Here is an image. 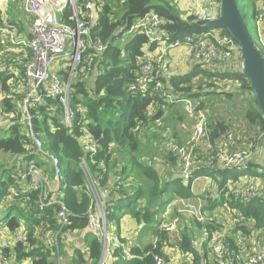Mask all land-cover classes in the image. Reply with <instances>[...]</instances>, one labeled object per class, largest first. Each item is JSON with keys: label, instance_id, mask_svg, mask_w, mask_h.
I'll return each mask as SVG.
<instances>
[{"label": "trees", "instance_id": "1", "mask_svg": "<svg viewBox=\"0 0 264 264\" xmlns=\"http://www.w3.org/2000/svg\"><path fill=\"white\" fill-rule=\"evenodd\" d=\"M85 1L82 0V3ZM117 1L121 5V11L116 17L113 16L108 0H97L96 3L101 12L99 23L93 29V38L105 44L107 50L97 61L96 74L90 83L75 84L72 105L77 113V120L74 132L70 133L56 120L49 122L52 118L50 114L60 111L57 100H47L45 106L32 110L35 130L39 136L44 137L45 150L61 160L68 185L63 200L69 211L71 226L64 231L62 238L60 237L59 250L65 252L64 260L68 261L66 264H99L102 257V245L88 231L87 212L90 204L83 192L84 173L79 168V159L89 157L80 142L81 137L88 134L96 142L99 152L94 157L95 164L86 160L94 176L101 177L103 188L111 192L108 201L110 231L116 233L124 242L130 239L122 238L120 232L122 218L129 215L139 226L143 225L144 228L154 230L153 236L156 238V243L133 248L132 252L136 259L125 260L123 251L116 249L107 264H154L152 256L154 254L170 258L168 249L176 250L181 257H187L186 260L182 258L181 263L210 264L213 233L225 235L226 260L231 264H238L240 252L237 247L238 236L241 235L246 239L257 237V240L261 241L264 238V194L260 189L259 195L245 204L237 196L233 186L244 178L245 183L260 179L264 184V159L258 164L250 162L244 168H237L243 169L246 174L234 177L231 176V171L237 169L202 167L196 170L195 177L207 176L209 180H216L217 185L216 190L213 191L217 194V199L209 203L207 209L203 208V211H215L220 198L222 205L239 220L234 227L228 225L230 229L226 235L224 230L227 224H220L212 219H209V224H205L206 222H200L192 216H190L191 224H186L185 215L178 213L177 216H171L170 220L172 222L179 219L180 232L163 231L161 226L171 203L177 199L194 198L192 193L194 179L185 183L175 174L163 176L147 163L137 159L136 155L141 152V131L164 116V107L175 106L163 96L164 92H171L179 99L199 100L202 104L201 108L205 109L204 104L207 103L206 99L209 96L234 98L233 95L219 88V83L222 81L237 84L236 90L239 94L243 93L247 97L245 122L250 128L259 127L260 131L264 132L259 103L249 80L242 74L241 63L237 68H225L216 72L212 70L209 72L201 65H196L187 74L173 75L170 79L162 71L157 70L148 96L142 97L130 93L128 86L135 79L140 68L139 60L144 55L143 49L149 42L138 31L131 33L133 36L125 45H123L125 40H122L135 24L149 13L160 16L163 26L173 35L174 40L186 36L203 37L206 33L218 29L222 30V34H230L225 28H209L206 21L198 20L189 11L184 13L178 7L176 0ZM209 1L218 3L215 7L218 12L220 0ZM238 2L251 33V16L257 12L258 0L257 3L256 0H238ZM62 17V21L73 24L70 20V11ZM3 25L12 26V23L4 21L0 10V26ZM251 35L254 38L252 33ZM155 47L152 45L151 48ZM7 68V71L0 72V83L6 96L1 105L5 112L19 115V102L23 95L12 94V86L8 82L12 78L10 72L14 68ZM17 68L22 71V67ZM198 79H201V85L196 84ZM156 82L163 83V91H155ZM220 122L223 121L209 119L208 125L213 140L221 138L226 129H231L229 123ZM20 128V125H12L5 130L7 137H0V153L11 154L14 159L9 169H5L0 174V237L4 231L9 234L22 231L24 235L20 238L16 237L13 245H7L10 239H2L0 251L12 258L15 264L25 262L54 264L49 239L55 237V233L60 229L57 217L60 207L53 205L44 211L40 210L36 193L30 194L20 190L12 184L13 180L10 177L18 162L22 160L36 161L40 166H46L49 175L53 177L51 167L43 159L44 157L30 152L23 143L25 135ZM242 140L247 141V135L243 136L240 142ZM120 150L122 154H119ZM166 156L170 163L176 162L170 152ZM100 164L105 165L106 171L99 168ZM131 167L140 169L141 174L146 178L145 183L140 184L141 182L132 177ZM230 183L233 185L229 186ZM28 195L31 196V201L26 202L25 197ZM11 199L22 201L24 204L18 206L13 203L10 206L7 201ZM192 205L197 207L198 199L197 203ZM181 221L184 223L182 227ZM199 230H205L207 233L201 248L196 244ZM211 258L213 263H216L213 252Z\"/></svg>", "mask_w": 264, "mask_h": 264}, {"label": "built area", "instance_id": "2", "mask_svg": "<svg viewBox=\"0 0 264 264\" xmlns=\"http://www.w3.org/2000/svg\"><path fill=\"white\" fill-rule=\"evenodd\" d=\"M198 2L202 3L201 0ZM96 3L97 0L95 2L86 0L83 3L82 0H23V13L31 19L28 35L18 33L6 25L0 26V35L6 37V44L24 52L20 59L12 61L14 69L10 72L12 78L8 82L12 86V94L22 93L23 95L19 102L20 114L4 111L1 104L6 96L0 87V116L2 117L0 128L20 125V130L25 135L23 143L28 150L37 156H43V159L51 167L53 177L49 175L48 170L44 173L42 166L36 161H17L19 164L16 169L22 167L24 163H28L26 167L24 166L23 171L17 172V175L21 182L26 183L25 192L36 193L40 210L44 211L53 205L60 207L57 214L60 229L55 233V237L49 239L53 259L59 251L60 237L62 238L64 231L71 226L69 211L63 200L68 185L59 157L45 150L46 154L43 150L45 149L44 142L35 130V117L32 110L45 106L47 100H57L60 111L51 113L52 118L49 119V122L56 120L70 133L74 132L77 113L73 108L72 100L73 87L77 81L73 77H81L80 82L83 84L90 83L93 79H90L92 70L107 50L105 44L93 38V29L99 23L101 12ZM197 10L196 17L200 21L208 22L218 16L216 9H214L213 17L208 16L203 7ZM67 11L71 13L70 20L73 24L62 21V16ZM254 24V43L264 58V0L260 4L259 1L257 3ZM134 31L140 32L147 38L149 42L147 47L155 45L159 50L157 54H152L143 49L144 55L139 60L140 68L134 81L128 86V91L134 95L148 96L154 73L157 70L160 71L169 52L174 49L188 50L196 65H201L208 71L237 68L240 63L242 65L239 44L231 35L222 34L221 29L210 31L203 37L186 36L183 39L174 40L173 35L163 26L160 16L156 13H149L142 17L129 33ZM236 52L239 64L233 67L230 62L234 60ZM56 61L64 65L63 70H52ZM17 67H22V71ZM80 68L81 73H78ZM65 73L69 74L67 83L64 82ZM154 89L158 92L163 91V83L156 82ZM163 96L172 105L183 106L186 113L195 121L193 133L187 144L174 146L170 150L176 160L175 163L178 164L177 170H174L173 174L181 177L185 183L194 179V186L201 181H205V183L209 181L207 176H194L196 170L202 167L237 169L244 168L250 163L254 147L251 148L248 143L241 145L239 139L235 138L233 134L209 142L208 120L199 100L179 99L171 92H164ZM88 136L85 134L80 140L85 141L82 146L89 157L80 158L79 161L83 160L90 167L89 162L96 163L94 157L98 154L99 148L90 136L88 139ZM35 163L38 164V167L35 166ZM99 168L106 171L104 164H100ZM83 173L85 177L83 192L90 204L87 212L88 231L102 245L103 261L101 264H107L116 249L123 251V259H136L132 252L136 247L134 238L124 242L116 234L111 235L108 230L111 224L108 218V201L111 192L103 188L101 177H95L92 170L89 173L88 183H86L87 174L84 171ZM243 180L236 183V193L242 203L246 204L259 195V188L253 184H244ZM45 187H47V192L44 194ZM25 201H31V196H26ZM182 201L179 204L178 201H174L168 208L172 209L173 213V207L179 206L177 209L179 215L190 214L193 218L204 223L209 220L208 216L201 211V200H198L197 207L189 205L185 199ZM170 218L167 223L163 222L161 229L167 232H177L179 219L170 222ZM257 241L254 243L257 247L250 249L245 246L240 250L238 264H264V245L261 240ZM211 244L216 261L213 264H231L226 260L225 235L214 236ZM152 256L154 264H184L172 257L167 259L161 255L154 254ZM0 264H15V262L0 251Z\"/></svg>", "mask_w": 264, "mask_h": 264}, {"label": "rangeland", "instance_id": "3", "mask_svg": "<svg viewBox=\"0 0 264 264\" xmlns=\"http://www.w3.org/2000/svg\"><path fill=\"white\" fill-rule=\"evenodd\" d=\"M198 2V0H193ZM206 1V0H205ZM209 1V0H208ZM259 4L263 1V0H258ZM176 2V1H175ZM211 4V7L214 8L218 6V3L209 1ZM209 2L207 4H209ZM108 3L111 5L112 11H113V16L116 17L118 14L120 15V11H121V5L118 3L117 0H108ZM257 3V0H256ZM204 9V8H203ZM198 10H194V11H189L191 13V15L196 16ZM205 13L208 16L213 17L215 12L213 11L212 13H207L206 10L204 9ZM184 13H188V12H184ZM100 15V14H99ZM250 15H252V13H250ZM14 28L17 26H13ZM250 30L251 33L254 35L255 33V24H254V16H251V26H250ZM127 35V36H126ZM122 40L124 41L125 45L126 43L129 42V40L132 38V34L128 33L126 34ZM188 53V55L192 58V54L189 51H186ZM238 58V53L236 52V56L234 58V60L232 62H230V64L233 65V67L235 65H238L239 62L237 61ZM193 61V60H192ZM180 63V61L178 62ZM193 66L191 68V70L196 66L195 61H193ZM96 67L97 65L94 67V69L91 72V77L90 79H92L95 74H96ZM64 69V65L59 62L56 61V63L54 64L52 70L53 71H61ZM165 69V68H164ZM167 70H169L170 72H173L174 75L176 74L175 72L181 73L183 74L184 71L181 70L180 68L175 66V63L173 66H167ZM189 70V72L191 71ZM187 71V70H186ZM216 72V71H214ZM78 73H81V68L79 69ZM74 79H76V83L80 82V80L82 79L79 76H74ZM69 81V74L65 73L64 74V82L67 83ZM82 83V82H81ZM197 85H201V79H198L196 82ZM77 85V84H76ZM237 84L231 81H222L221 83H219V88L224 91L227 92L230 95H233L234 98L230 99V98H226V96H220V97H214V96H209L207 97L206 101L207 103H205L204 105H206L205 107V112H206V118L208 120V124H209V119H218L221 120L223 122V124L229 123L231 125V129H226V132L221 135L222 138H225L226 136H228L229 134H233L235 138L239 139V143L241 145L245 144V143H249V146L253 149V158L250 162H253V164H258L260 161H262L264 159V132H261L259 127L256 128H250L248 123L245 122L244 120V112H245V104H247V97L245 94L241 93V95L239 94V92L236 90ZM75 91V85L73 87V92ZM0 119H2V117L0 116ZM195 125V121L192 117H190L186 111L185 108L183 106H178L175 105L173 107L170 106H166L164 107V116L158 120H156L155 122H152V124L150 123V126H148L147 128H145L144 130L141 131V139H142V144H141V152L137 153L136 157L137 159L143 161L144 163H147L148 165H150L152 168H154L157 172H160L163 174V176H166L168 174H173L174 170H177L176 168L178 167V164L174 163H170L167 159H166V154L170 152V150L177 145H186L187 142L189 141V138L191 137L192 133H193V127ZM209 126V125H208ZM7 128V127H6ZM6 128H0V137H7V133H5ZM209 133V142H213V139L211 137V131L209 129L208 131ZM247 135L248 140L244 141L242 140V142H240V140L242 139L243 136ZM40 139L43 142L44 137L39 136ZM88 139L89 136H88ZM90 141V140H88ZM217 141V140H215ZM81 144H84V140H80ZM239 144V145H240ZM44 152L46 153L45 149H43ZM168 150V152H166ZM119 154H122V150L119 151ZM47 154V153H46ZM170 155H172L170 153ZM122 156V155H121ZM172 157H174L172 155ZM14 162L13 156L11 154H7V153H0V174L5 170V169H9L11 163ZM79 168L82 170V172L84 171L87 174V178H86V183L89 182V173L91 172V168L87 165L86 162H84L83 160L79 161ZM28 165V163H24L22 165V167L18 168V169H14V171L11 173L10 177H12V184H14V186L19 187L20 190L25 191L26 190V183L21 182V180L19 179L17 172H21L23 171L24 166L26 167ZM35 166L38 167V164L35 163ZM44 173H46L47 168L46 166L42 167ZM131 173H132V177L134 179H136L137 181L141 182L140 184H143L146 182V178L141 174V171L138 167H131ZM252 173V172H249ZM246 174L245 172H243V169H237V170H232L231 171V176L234 177L236 175H244ZM14 175H16V177H14ZM205 182V181H204ZM203 181L195 184L194 186H192V193H193V197L191 199H185V202L190 204H195L197 203V199L202 201V211L203 208H206L209 206V203H212L213 201H215L217 199V194L213 191L216 190V180L214 179H210L208 181V184L204 183ZM244 184H253L255 186H257L259 188V193H260V189L261 193L264 194V184L260 179H256L254 181L245 183V179L243 180ZM233 184L230 183L229 186H232ZM234 189L237 190L236 184L233 186ZM47 192V187H45L44 189V194ZM213 192V193H212ZM15 193V192H14ZM211 195H213V198L210 197ZM183 199H177L176 201H178L179 203H182ZM9 203V205H13V203L17 204L18 206H23V202L22 201H15L14 199H11L10 201H7ZM179 208V206H175L173 207V213H172V209L168 208L166 210V215L164 216V221L165 223H167V221L169 220V218L171 216H177V209ZM203 213H205L208 216V219H212V220H216L218 223H224L227 224L226 225V229L224 230V232H228V229H230L229 226L234 227L237 225L238 221L237 220V216L233 215L227 207H224L222 205L221 199L219 198V204H218V208L213 211V212H209L208 210H204ZM184 219H186V224L190 223L191 224V218H190V214H185ZM182 220V219H181ZM171 222V220H170ZM194 223V222H193ZM210 220H208L205 224H209ZM195 224V223H194ZM184 225V223H182L181 221V227ZM229 225V226H228ZM110 227L111 224L108 228L109 232L112 234H116V233H112L110 231ZM178 231L180 232V227L178 226ZM142 240L145 246L152 244V243H156V238H154V230L151 231H147L145 228L144 230H142ZM147 233V234H145ZM149 233V234H148ZM198 237L197 240H201V243L203 242V240H206L207 238V233L205 232V230H199L197 232ZM223 233V232H222ZM2 236L0 237V241L2 239H10L8 244H14L17 238L23 237L24 233L22 231H20L19 233L16 234H9L6 231L1 233ZM134 234V233H133ZM219 233H213L214 236H216ZM228 235V234H226ZM122 236V235H121ZM17 237V238H16ZM123 238V236H122ZM256 239H258L256 237ZM139 240V239H138ZM259 243V241H257ZM135 246H137V244L139 243L138 241H135ZM262 243L264 245V238L262 239ZM7 244V245H8ZM74 250V249H73ZM65 256V252H61L60 250L58 251V253L56 254L55 258L53 259L54 264H66L68 261L64 260ZM103 261V257L101 258V261L99 264H101Z\"/></svg>", "mask_w": 264, "mask_h": 264}, {"label": "crops", "instance_id": "4", "mask_svg": "<svg viewBox=\"0 0 264 264\" xmlns=\"http://www.w3.org/2000/svg\"><path fill=\"white\" fill-rule=\"evenodd\" d=\"M201 1L203 4L193 0H176V2L178 3V7L183 12L194 11L200 9V7H203L207 13H212L214 11L215 6L214 8H212L208 0L206 1L201 0ZM208 2L209 4H207ZM0 10L2 12L4 21H6V23H12V26H8L9 28L15 29L18 33L28 35L31 19L26 17L25 14L23 13V0H0ZM13 26H17V27L14 28ZM6 43H7L6 37L0 35V72L7 71L8 70L7 67L14 68L12 61L18 60L24 55L23 51H21L16 47H11V45H7ZM144 50H147L152 54H157L159 52L158 48L156 47L152 49L151 47L146 46ZM186 51L188 50L180 48V49H174L169 52L165 64L160 69V71H162L168 79H170L174 75V73L167 70V66H173L174 63L176 67L184 71L183 74H187L189 70H191L192 66L194 65L192 61L193 59L188 55ZM179 61L180 63H178ZM175 73H176L175 75H183L178 72ZM0 87H2L1 83H0ZM210 197L213 198V195H211ZM145 229L147 231H151L147 228ZM142 230H144V226L143 225L139 226L131 216L127 215L124 218H122L120 224L121 235L123 236L124 239L134 238L135 241L139 242L137 246L140 247L145 246L141 237L143 236ZM204 241L205 240H203V242ZM256 241H257L256 237L252 239H246L245 237L239 235L237 241L238 250L243 249L245 246L250 249H253L254 247H257L254 244L256 243ZM202 243L201 240L196 242L198 248H201V246L203 245ZM8 245H12V244L10 243ZM170 250L168 249L170 258L171 257L175 258L179 262H181L180 260L182 258H184L185 260L187 259V257H181L180 253L177 252L176 250H171V251ZM211 256H212V251L210 252V256H209L210 264L213 263V259L211 258ZM24 264H29V263L25 262Z\"/></svg>", "mask_w": 264, "mask_h": 264}, {"label": "water", "instance_id": "5", "mask_svg": "<svg viewBox=\"0 0 264 264\" xmlns=\"http://www.w3.org/2000/svg\"><path fill=\"white\" fill-rule=\"evenodd\" d=\"M206 25L212 29L225 28L239 44L242 74L250 82L264 121V58L256 49L238 0H220L218 16Z\"/></svg>", "mask_w": 264, "mask_h": 264}, {"label": "clouds", "instance_id": "6", "mask_svg": "<svg viewBox=\"0 0 264 264\" xmlns=\"http://www.w3.org/2000/svg\"><path fill=\"white\" fill-rule=\"evenodd\" d=\"M254 39V38H253Z\"/></svg>", "mask_w": 264, "mask_h": 264}]
</instances>
